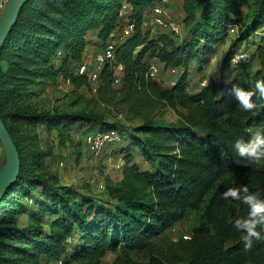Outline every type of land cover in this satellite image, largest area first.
I'll return each instance as SVG.
<instances>
[{
	"label": "trees",
	"instance_id": "trees-1",
	"mask_svg": "<svg viewBox=\"0 0 264 264\" xmlns=\"http://www.w3.org/2000/svg\"><path fill=\"white\" fill-rule=\"evenodd\" d=\"M159 3L27 0L22 6L0 49V115L20 158V173L0 201V264H39L41 257L99 264L109 252L119 253L116 264H135L131 254L152 248V240L183 221L189 210L202 211L200 224L184 246L157 264H264V239L245 251L242 233L233 227L236 219L247 218L248 206L223 199L226 190L241 187L264 199V169L234 150L237 141L264 134V99L253 95L257 107L244 111L232 91L255 93L256 82L264 80V43L242 48L264 27V0H184L186 32L179 40L153 37L145 28ZM245 7L249 11L243 17ZM122 17H127L123 25ZM130 25V34H115ZM234 27L236 36L221 60L223 72L232 67L231 78H213L190 92L189 73L204 74ZM90 31L103 44L96 57L115 40L116 63L125 68L123 82L116 85V63L105 64L98 80L102 100L143 114L139 125L109 123L83 110L43 114L26 105L59 77L91 88L89 76L77 70L86 61ZM152 59L166 70L181 71L171 88L150 76ZM254 61L260 64L257 70ZM159 106L176 110L180 122L155 121L148 111ZM40 123L55 130L62 144L73 143L72 132L79 128L95 131L92 135L118 132L124 142L121 178L107 185L105 198L57 187L46 164L51 152L40 148Z\"/></svg>",
	"mask_w": 264,
	"mask_h": 264
},
{
	"label": "rangeland",
	"instance_id": "rangeland-1",
	"mask_svg": "<svg viewBox=\"0 0 264 264\" xmlns=\"http://www.w3.org/2000/svg\"><path fill=\"white\" fill-rule=\"evenodd\" d=\"M183 5L184 0H169L166 8L168 16L172 17L182 26L181 33L174 34L167 27H156L151 30L153 37L168 35L174 40H179L185 35L186 29L183 23ZM149 8L150 6L147 7V9ZM248 11V8L245 7L243 17L248 14ZM5 12V7L0 9V20ZM243 19L245 20V18ZM121 20V25H123L125 21H127V17H122ZM125 31V27L120 26V32L118 31V33L115 34L120 36ZM236 32L237 28L234 27V29H231L226 42L218 46L217 54L212 58L211 64L207 67L204 74H200L196 70H192L189 73L188 84L190 92L199 91L204 84L209 83L213 78L216 80H220L222 77L231 78L233 75L232 67L223 72L221 60L228 52L231 40L236 36ZM89 38L91 41L89 47L86 49L84 58L87 63L93 64L96 54L102 51L103 44L101 40L98 39L95 32H91ZM109 41L111 44L115 42V40L111 39ZM259 42L264 43V27L260 28L257 33L252 35L248 43H246V45L244 44L242 48L254 50V44ZM59 62L60 58L55 61V64L58 65ZM152 62L161 70L156 80L164 88H171L177 81L176 77L181 71L166 70L156 59H152ZM253 67L254 70L259 69V62L254 61ZM101 85L102 83L97 81L92 82L91 88H77L71 82L63 79V77H59L55 81H50L46 87L42 88L39 98L29 101L26 105H29L30 108H34L43 114L77 112L79 110L93 112L94 114L105 117L106 121L109 123L115 122L129 127H134L143 122V114H133L125 109L115 108L103 101L98 92ZM148 113L155 121L160 123L177 124L180 122V114L170 107L159 106L150 109ZM36 129L40 137V148L43 151L47 150L51 152L46 164L49 169L48 172L57 179L55 182L57 187L62 188L64 186H70L83 193L105 198V195L108 194L107 185L110 182H119L121 175L120 168L118 167L122 162L120 150L121 147L124 146V142L122 138H117L118 133L112 135L113 137L105 143L103 149L99 153H96L89 147L87 141L89 136L86 138L89 134L90 137L93 136L92 133L95 131L92 132L88 129V133H86V128H79L72 132L73 143L62 144L59 141L58 133L55 130H48L43 123H40ZM109 132L113 131H106V133ZM135 155L137 162L141 167H144L145 164L140 153L135 151ZM6 165V151L0 140V175L5 170ZM256 166L264 169V164ZM106 200H110V197L107 196ZM26 218V216H23L20 218V221L25 222ZM201 219L202 211L189 210L183 221L152 240V248H148L145 251H134L131 256L135 264H157L156 261H166L170 258L173 249L184 246V244L190 240L194 229L200 224ZM118 254L119 253L109 252L99 264H116L115 261ZM63 259L64 257H61L60 259L48 261L46 257H41L39 264H87L76 260H71L69 263H66Z\"/></svg>",
	"mask_w": 264,
	"mask_h": 264
},
{
	"label": "clouds",
	"instance_id": "clouds-1",
	"mask_svg": "<svg viewBox=\"0 0 264 264\" xmlns=\"http://www.w3.org/2000/svg\"><path fill=\"white\" fill-rule=\"evenodd\" d=\"M255 89L256 92L254 93L243 88L233 87V94L242 110L252 111L257 107L252 100L253 95H258L260 99H264V80L257 81ZM234 150L249 165L264 164V134L256 133L254 138L248 142L237 141L234 144ZM223 199L239 200L248 206L247 218L236 219L233 227L242 233L244 250H251L254 240L264 239V234H262L264 232V199H260L258 194L249 193L247 187L229 188L223 193Z\"/></svg>",
	"mask_w": 264,
	"mask_h": 264
},
{
	"label": "built area",
	"instance_id": "built-area-1",
	"mask_svg": "<svg viewBox=\"0 0 264 264\" xmlns=\"http://www.w3.org/2000/svg\"><path fill=\"white\" fill-rule=\"evenodd\" d=\"M6 2L7 0H0V9H3L6 6ZM168 3H169V0H160L159 5L153 8L152 13L146 17V21L144 23V26L147 30H152L153 28H156V27H167L174 34L181 33L182 26L176 20L169 17L166 12V6ZM125 30L126 31L124 32V34L128 35L132 32L133 26L130 25ZM108 62L109 63L117 62L114 46L112 44H110L105 49V51L97 55L95 59V64H93V68H90V64L85 61L83 64H81L77 68V70L80 74L88 75L92 82H97L99 80L100 72L103 70L105 64ZM124 69L125 68L122 64L116 63L115 75H114V83L116 85H120L123 82ZM160 72H161L160 68L157 65L153 64L150 69L149 74L151 77L156 78L158 77ZM109 133H112V134H109ZM109 133L98 131L95 134H93V136L91 137L89 136L87 141H88L90 148L94 152L99 153L103 149L105 143L113 137L112 135H115L118 132L113 131ZM117 138H119L118 134H117ZM122 164H123V161L121 162L118 168H120Z\"/></svg>",
	"mask_w": 264,
	"mask_h": 264
},
{
	"label": "water",
	"instance_id": "water-1",
	"mask_svg": "<svg viewBox=\"0 0 264 264\" xmlns=\"http://www.w3.org/2000/svg\"><path fill=\"white\" fill-rule=\"evenodd\" d=\"M27 0H7L6 12L0 20V49L5 42L12 26L16 23L19 12ZM0 140L2 141L6 156L7 165L0 175V201L5 192L14 183L20 173V158L18 149L0 115Z\"/></svg>",
	"mask_w": 264,
	"mask_h": 264
},
{
	"label": "crops",
	"instance_id": "crops-1",
	"mask_svg": "<svg viewBox=\"0 0 264 264\" xmlns=\"http://www.w3.org/2000/svg\"><path fill=\"white\" fill-rule=\"evenodd\" d=\"M91 32H95V33L97 34V32H96V31H90V33H91ZM90 33H89V34H90Z\"/></svg>",
	"mask_w": 264,
	"mask_h": 264
}]
</instances>
